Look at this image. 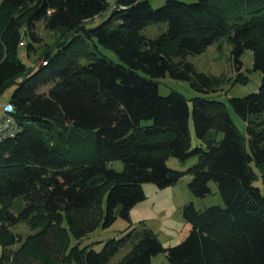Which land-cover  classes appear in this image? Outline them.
Instances as JSON below:
<instances>
[{
    "label": "trees",
    "instance_id": "16d2710c",
    "mask_svg": "<svg viewBox=\"0 0 264 264\" xmlns=\"http://www.w3.org/2000/svg\"><path fill=\"white\" fill-rule=\"evenodd\" d=\"M0 1V93L14 84L8 103L16 127L0 138V264H110L125 245L117 264H152L159 252L170 264H264V123L255 120L264 113V0H165L157 7L149 0ZM106 10L103 21L87 24ZM37 22L66 31L38 66L18 54L25 38L26 56L39 39ZM150 23L166 27L152 38L142 33ZM222 40L232 47L237 71L250 50L252 70L261 75L255 91L227 102L211 94L228 78L198 71L187 59ZM90 43L118 60L91 52ZM166 73L187 80L196 94H161L157 80ZM228 106L245 122V133ZM89 134L94 154L73 152ZM169 156L196 162L174 169ZM114 160L122 161L121 170L108 166ZM184 174L195 196L208 194L213 181L223 204L185 203L190 229L182 241L165 247L151 229L129 224L100 250L81 245L117 215L129 221L130 209L145 198L144 182L162 188ZM25 219L44 233H61L68 249L62 261L38 257L36 247L9 254L7 245L32 239L11 231ZM26 255L34 259L23 262Z\"/></svg>",
    "mask_w": 264,
    "mask_h": 264
},
{
    "label": "rangeland",
    "instance_id": "374dc122",
    "mask_svg": "<svg viewBox=\"0 0 264 264\" xmlns=\"http://www.w3.org/2000/svg\"><path fill=\"white\" fill-rule=\"evenodd\" d=\"M107 1L110 4L114 2V0ZM164 1L165 0H149L153 7L161 5ZM183 1L189 2L195 0ZM108 13V10L104 11L102 14L90 20L87 24L89 26H93L100 23L106 18ZM2 19L3 18H0V30L3 26ZM165 27V23H150L143 27L142 33L154 38ZM34 32L39 39L37 41H33L32 49L30 50L29 55L26 56L24 48L25 42L28 40L27 38L23 41L18 54L23 61H26L31 65L38 66L44 61V52L54 47L57 42L61 41L66 31L62 29L52 31L45 30L42 27L41 22H37L34 25ZM89 47L91 52H95L99 55L104 54L114 61L118 60L115 53L108 49H104L102 47L95 48L93 43H90ZM69 49L72 51L76 50L75 46H72ZM231 50V45L222 40L221 42H214L208 45L198 54L187 56V59L194 64L198 71L213 75H224L228 78V80L221 87L211 94V96L222 99L225 102L228 101L230 96H242L251 91H255L261 79L260 72L252 70V53L250 50H245L241 55L240 59L242 63L239 71L235 68L234 57L232 56ZM174 60L177 61L178 58L175 57ZM80 62H85L84 58H80ZM242 74L247 77L245 82L234 81L236 77L240 79ZM157 81L159 85V92L161 94H166L170 90H176L188 99L196 94L195 90L192 89L187 80L174 79L168 73H166L164 77L159 78ZM13 88L14 84H10L0 93V115L3 113V108L6 102H8V97ZM46 88L47 86L43 87V89ZM228 109L240 132L245 133V122L230 106H228ZM255 120L258 123H264V113L257 115ZM189 128L191 135L193 136L194 133L191 117L189 118ZM67 130L68 129H66V131ZM66 131L63 133L64 136H66ZM94 141V136L89 134L88 138L80 146L78 144L74 146L73 152H77L78 155L85 154L90 156L92 153L94 154ZM194 162H196L195 156L190 157L185 162H180L173 156H169L166 160L167 165L174 169H184ZM108 166L116 170H121L123 168V163L121 160H114L109 162ZM189 180L190 176L188 174H184L175 184L162 188L157 187L152 182H144L143 191L145 198L137 202L130 209V220L128 221L127 219L117 215L111 225L107 227L99 226L84 236L80 240L81 245L91 243L94 249L100 250L105 239L113 236H119L121 231L125 230L129 224L137 228L144 225L145 227L151 229L156 234L161 244L165 247L179 243L187 236L190 229V225L184 220L181 212V207L185 203L192 202L197 209H203L213 204H223L222 197L218 193L216 184L213 181L209 182L211 191L208 194L205 196H195L188 188ZM256 184L261 185L260 177L257 179ZM102 206L104 209V200ZM11 231L17 233L23 241L32 238L26 245L23 243L7 245L5 248L11 256L16 253L25 254V252L28 251V248L34 250V247H36L38 248V257H40V255H44L49 258L52 257L62 261L68 252V249H64V246L61 243L62 235L61 233H58V230L53 229L44 233V230L41 231L38 226L35 227L28 219H25L13 225ZM74 242L75 239L71 235L70 245ZM128 249L129 247L127 245L120 247L111 257L110 264H117L123 258ZM33 259L34 257L32 255H26L23 258V262ZM151 263L170 264L164 252H159L158 254L152 256ZM71 264L77 263L73 261Z\"/></svg>",
    "mask_w": 264,
    "mask_h": 264
},
{
    "label": "built area",
    "instance_id": "2783aa9c",
    "mask_svg": "<svg viewBox=\"0 0 264 264\" xmlns=\"http://www.w3.org/2000/svg\"><path fill=\"white\" fill-rule=\"evenodd\" d=\"M11 110V104L7 102L3 108V113L0 115V138L12 136L15 133V121L11 115Z\"/></svg>",
    "mask_w": 264,
    "mask_h": 264
}]
</instances>
